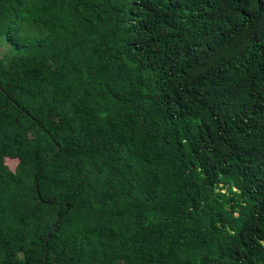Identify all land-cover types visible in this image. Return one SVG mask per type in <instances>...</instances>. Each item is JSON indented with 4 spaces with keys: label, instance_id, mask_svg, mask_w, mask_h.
Listing matches in <instances>:
<instances>
[{
    "label": "trees",
    "instance_id": "16d2710c",
    "mask_svg": "<svg viewBox=\"0 0 264 264\" xmlns=\"http://www.w3.org/2000/svg\"><path fill=\"white\" fill-rule=\"evenodd\" d=\"M0 37V264H264V0H0Z\"/></svg>",
    "mask_w": 264,
    "mask_h": 264
},
{
    "label": "rangeland",
    "instance_id": "374dc122",
    "mask_svg": "<svg viewBox=\"0 0 264 264\" xmlns=\"http://www.w3.org/2000/svg\"><path fill=\"white\" fill-rule=\"evenodd\" d=\"M17 40L19 43H28L42 40L45 37V32L42 28L34 23L27 21L20 23L17 26ZM16 53V47L10 45L5 37H0V58H9L10 55ZM6 165L14 172L18 165V161L7 160Z\"/></svg>",
    "mask_w": 264,
    "mask_h": 264
},
{
    "label": "water",
    "instance_id": "95a60500",
    "mask_svg": "<svg viewBox=\"0 0 264 264\" xmlns=\"http://www.w3.org/2000/svg\"><path fill=\"white\" fill-rule=\"evenodd\" d=\"M53 162H54V160H51V161H50V164H52ZM37 190H38V186H37ZM59 220H60V218H59ZM56 224H58V222H57V223H54L52 227H55ZM45 243H47V236H46Z\"/></svg>",
    "mask_w": 264,
    "mask_h": 264
}]
</instances>
